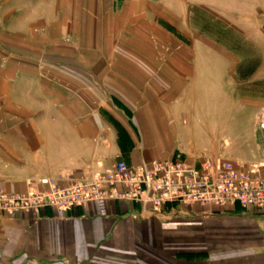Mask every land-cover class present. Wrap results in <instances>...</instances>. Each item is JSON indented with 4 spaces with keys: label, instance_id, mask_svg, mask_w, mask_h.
Masks as SVG:
<instances>
[{
    "label": "crops",
    "instance_id": "crops-1",
    "mask_svg": "<svg viewBox=\"0 0 264 264\" xmlns=\"http://www.w3.org/2000/svg\"><path fill=\"white\" fill-rule=\"evenodd\" d=\"M217 1L0 0V189L23 194L41 190L40 179L68 185L120 161L178 156L264 177V159L251 163L264 133L248 125L238 145L251 158L232 159L192 134L207 128L208 99L230 96L231 72L264 82V0H234L238 22L226 30ZM212 24L231 31L230 47ZM0 264H264V215L195 207L154 216L125 201L0 211Z\"/></svg>",
    "mask_w": 264,
    "mask_h": 264
},
{
    "label": "built area",
    "instance_id": "built-area-1",
    "mask_svg": "<svg viewBox=\"0 0 264 264\" xmlns=\"http://www.w3.org/2000/svg\"><path fill=\"white\" fill-rule=\"evenodd\" d=\"M264 130V113L259 118ZM32 185V181L28 182ZM41 190L8 194L0 189L3 213L67 212L99 202L139 204L145 213L167 215L199 207L211 212H235L237 207L264 215V177L260 171L228 160L182 156L132 167L117 162L103 174L80 176L68 185L40 179Z\"/></svg>",
    "mask_w": 264,
    "mask_h": 264
},
{
    "label": "rangeland",
    "instance_id": "rangeland-1",
    "mask_svg": "<svg viewBox=\"0 0 264 264\" xmlns=\"http://www.w3.org/2000/svg\"><path fill=\"white\" fill-rule=\"evenodd\" d=\"M243 3L245 2L241 1L240 5L244 6ZM217 4L220 6L221 10L225 11L224 16L221 17L224 20L221 24V28L226 30V26H232V24L238 22L236 18L237 15L232 13V11L237 8H235V6L238 5L237 2L234 0H219L217 1ZM245 5L247 6V4ZM210 27L212 28L211 31L215 32L214 37L222 39L219 42L221 45L225 47L231 46V31L227 32L230 35H222L221 32L223 30H218L220 26L212 24ZM256 69L258 70L259 68L257 67ZM261 69L262 68L259 70ZM248 76L249 75L238 76L234 72H231L229 79L225 84V90L229 92L230 96L227 98L214 96L208 99V109L210 113L205 124L207 125V128L202 131H200V129H195L192 132L193 137L198 142L203 139L200 144L202 149L213 151L215 153H222L224 157H228L229 159H232L229 155L237 156L236 154H243L242 152H244L245 158H251V155L248 154V147L244 145L240 146L238 144L239 141L243 140V135L245 134L248 125L257 133H264V130L259 126V118L264 113V82L251 81L250 83H247L245 80L248 79ZM207 78L209 79V83L212 84L213 77L210 73H207ZM148 101H151L148 105H154L157 100L152 99ZM220 106H224V110L218 111ZM229 108L231 109L229 110ZM234 108L248 112L245 115L238 116L237 114L232 113V111L235 110ZM228 140L231 141V146L226 144ZM220 143H222V146ZM260 149V156L256 160L257 162L253 159L254 162H251L252 164H260V159H264V143H261ZM254 152L255 154L259 152L258 146L253 148V153Z\"/></svg>",
    "mask_w": 264,
    "mask_h": 264
}]
</instances>
